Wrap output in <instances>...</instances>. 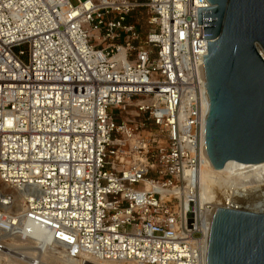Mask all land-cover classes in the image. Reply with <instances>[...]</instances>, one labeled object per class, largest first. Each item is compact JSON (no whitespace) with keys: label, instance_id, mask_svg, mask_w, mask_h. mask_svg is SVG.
Instances as JSON below:
<instances>
[{"label":"built area","instance_id":"built-area-1","mask_svg":"<svg viewBox=\"0 0 264 264\" xmlns=\"http://www.w3.org/2000/svg\"><path fill=\"white\" fill-rule=\"evenodd\" d=\"M76 1L0 0V181L26 193L17 211L0 188V226L73 260L205 264L214 205L186 189L207 151L212 5Z\"/></svg>","mask_w":264,"mask_h":264},{"label":"water","instance_id":"water-1","mask_svg":"<svg viewBox=\"0 0 264 264\" xmlns=\"http://www.w3.org/2000/svg\"><path fill=\"white\" fill-rule=\"evenodd\" d=\"M204 68L210 113L206 150L218 171L240 179L264 168V0H207ZM208 264H264V213L220 208Z\"/></svg>","mask_w":264,"mask_h":264},{"label":"bare ground","instance_id":"bare-ground-1","mask_svg":"<svg viewBox=\"0 0 264 264\" xmlns=\"http://www.w3.org/2000/svg\"><path fill=\"white\" fill-rule=\"evenodd\" d=\"M262 55L264 56V53H262ZM226 172H228V170L218 171L215 169L206 151L200 173L199 187L196 189H186V194L194 193L197 197H199L200 205L203 211L207 208V204L214 205V210L212 211V213H207L209 214L207 215V226L203 227L204 237L202 238V242L205 246V249H208V251L211 228L215 213L218 209L228 206L238 210L264 213V168L240 179H234L226 175ZM13 195L18 202V204L16 205L17 211H22L23 205L21 206V204H23L24 202L26 193L15 190ZM255 195L257 196L255 197ZM1 208H4L7 212L11 207L3 206L0 203V210H2ZM13 220L14 219H10V229L7 225L0 226V254L3 252L6 253L5 250H8L7 248L8 246H10L9 244H6L3 239L8 236L17 237L21 242H24L25 244L37 246L36 248H31L32 252L30 253L31 256H29L30 258L27 261V264H40V261L43 259L51 262L57 260L63 261L64 259H66L64 261L67 263L80 262V264L134 263L129 261H100L95 258H87V260L70 259L68 257V254L58 247L45 248L44 242L42 241L47 242V239L43 236L42 233L37 232V235L35 237L37 239L25 237V235L23 234V232L25 231H20L22 229L21 223L18 222L17 226L14 227ZM37 250L38 252L40 251L42 253L48 250L52 253V255L47 254V252L46 254L48 256L39 257L36 255ZM64 261L62 263H64ZM205 264H208V260L205 261Z\"/></svg>","mask_w":264,"mask_h":264},{"label":"rangeland","instance_id":"rangeland-1","mask_svg":"<svg viewBox=\"0 0 264 264\" xmlns=\"http://www.w3.org/2000/svg\"><path fill=\"white\" fill-rule=\"evenodd\" d=\"M71 2L74 5L77 4L76 0H71ZM143 13L144 14L141 18V20H142L141 26H143L142 30H144L146 28L145 27V25H146V17L145 16L146 15H145V12H143ZM22 49L27 50L25 47H23ZM18 50H20V49H18ZM0 188L4 189V191L7 194H14L13 190L5 189V186L1 183V181H0ZM256 196L257 195H255V197ZM19 204H21V203H19ZM22 205L23 204H21V206ZM3 241L6 242V244H9L10 246H8V248H7L8 250H5L6 253L3 252V253H1L2 255L0 254V264H27V261L30 258L29 256H31L30 255V253L32 252L31 248L37 247L36 245L25 244L24 242H21L17 237L8 236V237L4 238ZM46 253L52 255V253L48 250L43 252V253L40 251L38 252V250H37L36 255L39 257L40 256L41 257L48 256ZM64 260H66V259H64ZM61 261L62 260H60V261L57 260V261L51 262V261H47L46 259H43L40 261V264H80V262H77V263L76 262H74V263L69 262V263H67L64 261V263H62L63 261L62 262ZM104 264H111V263H104ZM112 264H137V263H112Z\"/></svg>","mask_w":264,"mask_h":264}]
</instances>
